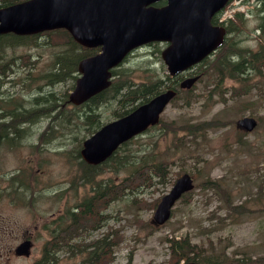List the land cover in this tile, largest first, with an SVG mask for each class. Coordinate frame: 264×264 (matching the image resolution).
I'll return each instance as SVG.
<instances>
[{"label": "rangeland", "instance_id": "rangeland-1", "mask_svg": "<svg viewBox=\"0 0 264 264\" xmlns=\"http://www.w3.org/2000/svg\"><path fill=\"white\" fill-rule=\"evenodd\" d=\"M237 8L244 13L230 27V37L243 49L256 52L264 45L263 2L232 0L218 21ZM67 41L68 36L61 31L35 38L31 43L30 69H0V114L16 110L12 118L0 115V119H6L0 123L12 119V124L3 125V133L0 129V264H32L51 239V221L76 214L71 211L92 194L90 185L82 180V172L88 170V165L81 163L83 142L102 126L120 118L115 112L118 103L108 99L95 108L99 122L91 128L81 118L88 110L85 105L75 107L67 101L74 80L69 76L58 82L50 80L58 58L71 53ZM165 45L152 42L133 51L115 69L118 71L112 82L120 73L138 83L158 77L163 81V90L159 92L164 91L170 83L160 56ZM8 60L19 62L21 58L11 55ZM207 63L196 66L195 69L204 71L200 80L189 93L180 94L166 106L158 125L121 142L124 147L97 172L87 171L93 185L98 182L105 188L106 199L101 197L100 203L105 201L108 219L105 223L100 219L99 226L89 230L94 209L100 206L93 198L91 220L79 222L83 232L69 241L78 250L72 253L62 243L60 246H65L66 252L57 264H86L88 252L99 243L104 245V257L113 240L114 253L106 264H125L130 259L131 264H171L163 237L178 238L184 234L192 244L210 249L205 254L211 259L224 254L227 261L239 258L240 264H264V68L263 74L252 71L243 80L225 77L215 85L205 72ZM41 86H45L46 92L27 102L31 91L35 94ZM28 106L45 111L35 112L31 116L35 121L31 123L24 111ZM244 116L258 121L253 131L236 127ZM213 121L215 127H207ZM193 130L196 137L189 134ZM4 141L12 150L2 144ZM160 159L169 163L164 182L156 180L159 176L153 173L130 192L118 190L121 180L133 171L129 165ZM14 169L18 172L12 173ZM13 174L16 175L11 177ZM183 174L193 179V191L174 205L161 226L152 225L161 198L170 193ZM68 225L66 219L59 229ZM25 235L32 238L33 248L29 256H17L14 249ZM63 235L71 238L70 232ZM58 253L59 249L50 250L51 256Z\"/></svg>", "mask_w": 264, "mask_h": 264}, {"label": "water", "instance_id": "water-1", "mask_svg": "<svg viewBox=\"0 0 264 264\" xmlns=\"http://www.w3.org/2000/svg\"><path fill=\"white\" fill-rule=\"evenodd\" d=\"M29 0L0 10V34H30L64 28L84 47H100V52L79 61L75 87L69 100L78 105L110 85L111 69L120 64L134 48L152 41H165L161 51L169 74L176 76L204 59L223 41L225 29L211 23L213 15L228 0ZM264 3V0H263ZM199 75L180 82L190 89ZM176 95L167 89L125 116L114 120L83 142V159L98 164L108 158L121 142L155 125L169 101ZM250 132L257 125L253 117L237 123ZM193 188L192 178L181 175L169 194L161 198L153 224H163L181 195ZM29 241L15 249L28 255ZM195 264V263H185Z\"/></svg>", "mask_w": 264, "mask_h": 264}, {"label": "trees", "instance_id": "trees-1", "mask_svg": "<svg viewBox=\"0 0 264 264\" xmlns=\"http://www.w3.org/2000/svg\"><path fill=\"white\" fill-rule=\"evenodd\" d=\"M163 4H165V1H160L157 3V5H163ZM63 33H65L68 36L67 43L70 44L68 46H71L70 47L71 53H69L66 57H59L58 58L59 63H57L59 65L58 66L56 65L57 68L55 69V71L49 74L50 78H52V80L55 82L61 81L63 79H67L66 76H69L73 80H75L77 74V62L80 59L89 57L97 53V51L99 50L98 48L81 47L72 40V38L70 37L67 31H63ZM209 58L210 57H207L203 61V62H208L207 63L208 72L206 70L205 72L209 76L210 81H212L215 85L221 83V81H217V80H222L225 77H229L234 80H243L246 77V75L252 71H257L260 74H263L261 72V69L264 68V45L261 46L258 49V51L252 52L250 50L243 49L242 47L234 43L230 35H228L225 38L222 46L216 51L214 58L212 60H210L211 58L210 59ZM117 71L118 70L113 71V74L115 75ZM196 72L200 73L204 71H200V68L198 67L196 69ZM120 75H121L120 77H117V79L111 83L109 88L93 96L86 103H84L85 107L88 110L81 118H85V123L90 125L91 128L94 127V124L96 125L99 122L98 114L94 112L98 104L105 102L108 99H113L118 103L117 111L115 112H117V116H121L132 110V108H134L137 105L136 101L139 102L138 104L146 102L151 97L159 93L160 90H162L161 84L163 81L161 78L155 77L154 79L150 80L148 83H144V82L138 83L136 81H132L130 78H124L123 73H120ZM167 78L170 80V83L165 85V88L177 85L176 80H171L168 76ZM182 93H189V92L181 91L180 94ZM178 96L176 98H178ZM55 106H57L56 103ZM77 117H79V115ZM9 123H11V121ZM3 125L4 124H0V126ZM207 127L210 128L215 127V121L209 123ZM189 134H191L193 137H196L197 132L193 130L192 132H189ZM123 147L124 145L121 148ZM114 156L115 155H113V157ZM113 157H111L110 159H112ZM129 167H131L133 171L127 175L124 181L121 180L120 187L118 188V190L125 189L128 192H130L136 189L137 187H139L140 185H142V182L147 179V177H145L146 175H153V173L159 176V177H155L156 180L160 182H164L168 176L169 163L160 159L157 161H152L151 163L140 162V164L138 165L131 164L129 165ZM98 169L99 166H97L95 170ZM85 174L87 175V172ZM140 178H141V182H140ZM191 192L192 191L185 193L183 197L188 196ZM100 193L102 194L103 198L106 196L105 188L103 186H101L98 189L97 199L94 202L99 203L98 200L100 199ZM89 200L93 201V198L87 199V201ZM229 207L232 209L238 208V206H231V205H229ZM96 215L98 216L97 212ZM85 216L87 218L86 220L89 222L91 220V211L88 210L85 213ZM97 216L94 217V223H97L98 221ZM80 226L81 224L79 223V225H77V227L75 228V232L77 233V236L79 235V233H82L83 231V227ZM51 232L53 233V235L51 236V240L44 245L40 258L36 260L33 264H57L58 256L57 255L55 257L51 256L50 250L54 248L61 249L60 245L62 243H64L65 246H67L72 253L75 250H78L76 244L69 245V241L72 238L63 235L62 231L51 228ZM164 241L168 243V250L170 251L169 260L171 264L179 263L181 260H186V261L197 260L201 264H240V260L237 259L232 261H227V258L224 254H219L217 256H214L216 257L215 259H211L210 257H207L206 256L207 254L205 253L211 252V250L206 249L203 246L197 244H192L187 234L179 236L177 239L175 237H168V235H165ZM115 244L116 243L113 240L111 250L109 251L108 255L102 257L104 245L101 246L102 243H99V245H97L93 251L88 252L86 264H99L100 260L102 259H103V264H106L108 262V259L112 258ZM65 246H63L62 248H64ZM213 253L214 252L208 255H213ZM223 256L225 257L223 260H221ZM126 264H131V259Z\"/></svg>", "mask_w": 264, "mask_h": 264}, {"label": "flooded vegetation", "instance_id": "flooded-vegetation-1", "mask_svg": "<svg viewBox=\"0 0 264 264\" xmlns=\"http://www.w3.org/2000/svg\"><path fill=\"white\" fill-rule=\"evenodd\" d=\"M24 1H27V0H0V9L20 3V2H24ZM43 35H47V33H41L34 37L40 38ZM32 40H33V36H30V35H25V36L16 35L12 32L0 34V69H3V68H15L19 70L30 69V67L32 66V46H31ZM10 50L12 51V54L9 55L7 52ZM11 55L19 56L21 60L19 62L9 61L8 58ZM42 92H46L45 86L37 87V91L35 92V94H33V90H32L29 95L31 99H27V102H31L32 97L34 95H37V96L33 99L40 98L39 96H40V93ZM28 107L31 109L30 106ZM29 108H26L27 110L24 109V111L27 114L29 113L28 115L26 114V118L31 117L33 112H39V111L44 110V108H40V109L32 108L31 111H29L30 110ZM14 111L16 110L12 109L9 111H5L4 113H1L0 115H6V116L12 115L16 113ZM19 115L22 116L21 114ZM4 119L5 117H2L0 120H4ZM2 127H6V126H0L1 131L3 130ZM65 202L63 203V205L65 204ZM66 219L67 218L62 220V222H65ZM25 238L29 239V236L25 235Z\"/></svg>", "mask_w": 264, "mask_h": 264}, {"label": "bare ground", "instance_id": "bare-ground-1", "mask_svg": "<svg viewBox=\"0 0 264 264\" xmlns=\"http://www.w3.org/2000/svg\"><path fill=\"white\" fill-rule=\"evenodd\" d=\"M58 65H59V64H58ZM113 77H114V74L111 73L110 78H109V80H110L111 83H112ZM177 96H178V95H175V96L173 97V99L176 98ZM39 97H40V96H39ZM44 98H45V97H44ZM38 101H39V100H38ZM50 101H51V100H50ZM48 102H49V101H48ZM46 106H47V105H46ZM49 106H50V104H49ZM53 107H54V106H53ZM53 107L51 106V107H49V108H53ZM29 109H30V108H29ZM31 109H32V108H31ZM31 109H30L29 111H31ZM26 110H27V109H26ZM48 110H49V109H48ZM32 111H33V110H32ZM44 111H45V109H44ZM14 112H15V111H14ZM20 112H21V111H20ZM50 112H51V111H50ZM34 113H35V112H33V114H34ZM37 113H38V112H37ZM22 114H23V113H22ZM26 114H27V113H26ZM26 114H25V115H26ZM28 114H29V113H28ZM28 114H27V115H28ZM33 114H32V115H33ZM44 115L46 116V114H44ZM61 115H62V114H61ZM92 115H93V114H92ZM1 116H2V115H1ZM14 116H15V115H14ZM63 116H64V115H63ZM7 117H8V116H7ZM52 117H53V116H52ZM52 117H51V118H52ZM36 118H37V117H36ZM42 118L44 119V117H42ZM17 119H18V118H17ZM26 119L30 120L31 123H33V122L35 121L34 118H31V117H27ZM53 119H54V118H53ZM5 120H6V119H5ZM7 120H8V119H7ZM28 120H27V121H28ZM36 120H38V119H36ZM46 121H47V120H46ZM4 122H5V121H4ZM40 123H41V122H40ZM155 125H156V124H155ZM155 125L148 126L147 128H145V130L141 131L140 134L143 133L144 131H146L148 128L153 127V126H155ZM46 126H47V125H46ZM58 126H59V125H58ZM16 127H17V126H16ZM16 127H15V128H16ZM36 127H37V126H36ZM19 128H20V127H19ZM23 128H24V127H23ZM30 129H31V128H30ZM24 130H25V129H24ZM21 131H22V130H21ZM49 131H50V130H49ZM24 132H25V131H24ZM28 133H29V132H28ZM1 134H2V133H1ZM23 136H24V135H23ZM18 141H19V140H18ZM14 142H15V141H14ZM141 169H142V168H141ZM82 170H84V169H82ZM83 172H86V171H83ZM140 175H141V174H140ZM87 176H88V175H87ZM126 177H127V176H126ZM65 228H66V227H65Z\"/></svg>", "mask_w": 264, "mask_h": 264}]
</instances>
